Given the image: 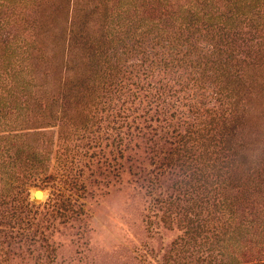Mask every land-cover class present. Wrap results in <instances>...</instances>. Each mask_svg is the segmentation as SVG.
Here are the masks:
<instances>
[{
  "label": "rangeland",
  "instance_id": "1",
  "mask_svg": "<svg viewBox=\"0 0 264 264\" xmlns=\"http://www.w3.org/2000/svg\"><path fill=\"white\" fill-rule=\"evenodd\" d=\"M137 1L0 0V264H264L219 194L264 155V0Z\"/></svg>",
  "mask_w": 264,
  "mask_h": 264
},
{
  "label": "trees",
  "instance_id": "2",
  "mask_svg": "<svg viewBox=\"0 0 264 264\" xmlns=\"http://www.w3.org/2000/svg\"><path fill=\"white\" fill-rule=\"evenodd\" d=\"M138 3L137 0H118V4H119V8L120 9H125L124 10V16H120L121 14L117 15V18H115L116 22H120L123 21L122 17H124V19L126 18L128 11L130 10V8L136 6ZM134 4V5H132ZM136 8V7H134ZM106 12V10H105ZM119 13V12H118ZM108 18L106 17V13L102 16V18ZM218 21V20H217ZM28 46L32 47L31 44L28 43ZM4 54L5 52L3 50H1L0 48V59L4 58ZM30 69L29 71H31V74H33L35 72V65H29ZM8 69V68H7ZM19 79H15V81H17L16 83H18ZM26 80V79H25ZM31 80V79H30ZM33 80V79H32ZM74 81V80H72ZM70 81V82H72ZM31 83L32 81H22L21 83L17 84L20 86H24L27 85L28 83ZM34 82V81H33ZM69 82V83H70ZM67 83V82H66ZM65 83V85H66ZM87 84V86H90V83H84L82 80H80L78 82L77 85V89L75 90V93L77 96V98L79 99L80 97V93L81 90L85 89L86 87H84ZM29 86V85H28ZM21 87V88H24ZM84 87V88H83ZM27 90H29V87H25ZM90 88V87H89ZM86 89V90H89ZM70 92V91H69ZM1 103V102H0ZM0 106H4V104H1ZM2 107V109L4 108ZM19 108L18 106H16V109ZM5 109V108H4ZM15 113V112H13ZM243 115V114H242ZM244 119V116L241 117V119ZM7 125L9 126L10 123H7L3 120H1L0 118V126L1 125ZM11 124H15V123H11ZM16 124L20 125L18 123V121H16ZM228 133H226L225 131H221L220 134V141L221 139H223L222 143L226 144L229 143L231 145V141L232 138H234L232 132L230 130H226ZM16 137H22L20 136H16ZM4 138V137H3ZM9 138V136H5V139ZM22 144V143H20ZM17 144V147L20 145ZM23 145V144H22ZM245 144L242 146V144L240 146H238V148H244ZM248 149V148H247ZM19 150V149H18ZM250 150V149H249ZM15 153H17V157L16 159L20 158V154H22L19 151H15ZM33 155V160L34 158L36 159V155L32 152ZM233 156V159L230 161V168H229V164L226 165L224 167L225 170H228L229 172L226 173V179L224 181V186L222 190H224L222 193H219L222 198H220L221 202V206L223 207V209L227 212V216L228 218V223L231 225L232 223H237V226L234 229L233 235L231 237L232 241H243L245 238H250L253 237L256 241H264V208L257 211V212H249L247 210V207H257L260 205V199H264V155L263 157L260 159V157H258V160L260 159V162L258 163L261 167H257V164L255 166H246V169H242L241 165L242 163H240L239 161L241 160V154H239V150L237 151L236 149H234V151L232 152L231 155H229V158H231ZM245 159V156L244 158ZM257 160V161H258ZM222 167L223 165L220 164ZM234 167V168H233ZM207 168V167H206ZM230 183H227V182ZM231 185V189L228 191L227 190V186ZM233 185H236V187H234ZM233 191V193H232ZM250 213L253 215V220L248 221V223H246V215L251 216ZM254 230V231H252ZM252 231V232H251ZM246 241V240H245Z\"/></svg>",
  "mask_w": 264,
  "mask_h": 264
},
{
  "label": "bare ground",
  "instance_id": "3",
  "mask_svg": "<svg viewBox=\"0 0 264 264\" xmlns=\"http://www.w3.org/2000/svg\"><path fill=\"white\" fill-rule=\"evenodd\" d=\"M34 197H35L36 199H40V198L42 197V193H41V191L36 192V193L34 194Z\"/></svg>",
  "mask_w": 264,
  "mask_h": 264
},
{
  "label": "water",
  "instance_id": "4",
  "mask_svg": "<svg viewBox=\"0 0 264 264\" xmlns=\"http://www.w3.org/2000/svg\"><path fill=\"white\" fill-rule=\"evenodd\" d=\"M38 192V191H37Z\"/></svg>",
  "mask_w": 264,
  "mask_h": 264
}]
</instances>
